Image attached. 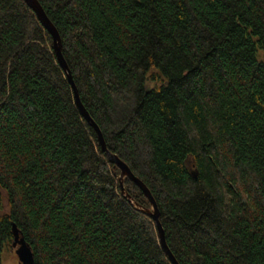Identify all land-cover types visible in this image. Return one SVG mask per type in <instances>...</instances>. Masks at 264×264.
Segmentation results:
<instances>
[{
	"label": "trees",
	"instance_id": "1",
	"mask_svg": "<svg viewBox=\"0 0 264 264\" xmlns=\"http://www.w3.org/2000/svg\"><path fill=\"white\" fill-rule=\"evenodd\" d=\"M37 1L177 263L264 264V0ZM119 175L48 32L0 0V264L13 227L33 264H171Z\"/></svg>",
	"mask_w": 264,
	"mask_h": 264
},
{
	"label": "water",
	"instance_id": "2",
	"mask_svg": "<svg viewBox=\"0 0 264 264\" xmlns=\"http://www.w3.org/2000/svg\"><path fill=\"white\" fill-rule=\"evenodd\" d=\"M24 3L27 5V7L34 13L39 23L42 25V27L48 32V34L51 37L52 40V47L57 59L58 65L62 68L64 73L66 74L67 80L69 84L72 87L73 94H74V103L76 105V108L80 114V116L94 129L97 135V141L101 148V151L107 156L108 161L115 165L119 171V183L121 187V192L123 196L126 198V200L138 211L150 216L152 220L154 221L156 225V230L158 233V238L160 241V245L162 250L164 251L165 255L169 259L171 264H178L175 258L172 256L171 252L169 251L165 239H164V231L162 229V226L159 221V212L156 206L155 201L153 200L150 192L147 190V188L131 173L129 168L120 161L115 155H112L106 148L104 139L102 137V134L99 130V128L96 126V124L92 121L84 107L82 106V103L80 102L79 95L77 92V89L75 87L74 82L72 81V78L70 76V72L68 70V67L66 65V62L64 61V58L62 56L61 52V40L59 37L58 32L52 25V23L48 20L46 17L42 7L38 3L37 0H23ZM124 178H127L131 180L144 194V196L147 198V200L150 203V209H144L139 206H137L132 199L126 194L124 191V187L122 184V180ZM11 247L15 249V254L18 259L17 264H33L34 263V256L32 253V250L29 248V246L25 243V241L19 237L17 230L15 227H13V242L11 244Z\"/></svg>",
	"mask_w": 264,
	"mask_h": 264
},
{
	"label": "rangeland",
	"instance_id": "3",
	"mask_svg": "<svg viewBox=\"0 0 264 264\" xmlns=\"http://www.w3.org/2000/svg\"><path fill=\"white\" fill-rule=\"evenodd\" d=\"M151 86H153L151 84ZM18 259L15 254V249L13 247L4 248L1 255V264H17Z\"/></svg>",
	"mask_w": 264,
	"mask_h": 264
}]
</instances>
